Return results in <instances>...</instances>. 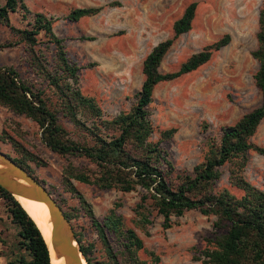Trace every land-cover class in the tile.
<instances>
[{
    "label": "trees",
    "instance_id": "trees-1",
    "mask_svg": "<svg viewBox=\"0 0 264 264\" xmlns=\"http://www.w3.org/2000/svg\"><path fill=\"white\" fill-rule=\"evenodd\" d=\"M106 6L118 7L119 3ZM102 9H71L65 19L75 23L98 15ZM195 11L196 3L188 5L174 22L172 37L158 43L143 60L144 79L133 96L131 109L105 118L96 101L84 96L79 89L80 68L68 60L64 40L53 32L56 19L43 13H32L24 0H4V5L0 6V25L16 36L15 42L0 43V51L22 45L34 75L24 79L15 68L0 67V106L35 123L41 143L50 152L68 160L63 169L62 184L78 199L79 207L64 213L65 217L71 222L83 212L97 236V240L82 243V238L75 233L87 264L148 262L139 256L145 251L142 239L126 225L124 218L112 209L103 220H97L73 182L124 194L140 191L139 201L133 209V224L146 235L154 214L162 218L165 230L172 227V218H180L192 210L204 217L215 216L213 227L226 231L208 239L207 246L193 257L194 261L201 264H264V185L257 188L244 177L249 153L264 156V147L251 142L264 120V0L258 14L257 47L251 53L258 65L253 79L261 94V104L233 126L221 127L217 136L208 137L203 161L190 173L177 172L164 148L176 130H157L150 119L153 91L158 84L196 71L213 53L230 42V36L224 35L191 55L176 72H160L162 60L173 42L191 30ZM15 13L23 20L30 18L23 29L10 24L9 15ZM40 34L46 38L45 44L54 47L50 61L37 48ZM61 119L72 125V132L63 127ZM12 145L18 154L12 160L37 179L31 168L36 156L15 142ZM71 158L82 161L74 165L69 161ZM223 167H227L229 184L242 192L241 197L237 198L226 189L216 191ZM0 199L12 224L18 228L19 238V254L6 264H50L47 247L26 211L2 188ZM97 242L101 245L102 258L96 255ZM149 256L154 263L159 262L153 253Z\"/></svg>",
    "mask_w": 264,
    "mask_h": 264
},
{
    "label": "rangeland",
    "instance_id": "rangeland-1",
    "mask_svg": "<svg viewBox=\"0 0 264 264\" xmlns=\"http://www.w3.org/2000/svg\"><path fill=\"white\" fill-rule=\"evenodd\" d=\"M263 0H24L32 13H43L56 19L53 32L63 39L66 56L79 70V89L84 96L93 98L105 118L128 112L133 96L143 82L142 63L158 43L173 35L172 27L186 7L196 3L191 30L178 37L160 65V72H176L191 55L204 47L230 36V42L196 71L173 81L158 84L153 91L150 119L157 130L175 129L170 142L164 144L169 160L177 172L192 171L203 161L207 151L206 140L219 134L224 126H233L245 114L261 104V94L253 76L258 65L251 53L256 49L258 14ZM118 2V7H107ZM4 0H0V6ZM102 7L94 16L72 23L66 20L71 9ZM30 20L19 13L10 14V24L23 29ZM91 38V40H86ZM10 30L0 25V43L15 42ZM38 47L50 61L54 47L45 44L40 34ZM0 67H13L24 79L34 75L26 60L22 45L0 51ZM60 123L69 131L73 127L65 119ZM13 142L36 156L31 163L35 177L42 181L64 213L79 207L78 199L66 191L63 169L68 160L50 152L40 141V131L31 120L17 116L0 106V151L11 158L18 157ZM251 142L264 147V120ZM244 171L245 179L257 188L264 185V156L249 153ZM74 165L81 159L71 158ZM221 177L216 191L226 189L241 197L242 192L228 182L227 167L220 169ZM75 189L90 205L99 221L115 209L126 225L142 239L145 251L139 256L148 264H201L194 261L206 246V241L224 233L213 227L215 216H202L198 211L186 212L172 218L170 229L162 228V218L152 217L146 235L133 224L135 204L140 191L128 194L115 190H99L94 186L73 182ZM119 205V207H115ZM74 232L82 243L97 240L90 220L80 212L72 220ZM18 228L8 217L0 199V264H6L19 254ZM98 258H102L101 245L96 243ZM149 253L159 258L154 263Z\"/></svg>",
    "mask_w": 264,
    "mask_h": 264
},
{
    "label": "water",
    "instance_id": "water-1",
    "mask_svg": "<svg viewBox=\"0 0 264 264\" xmlns=\"http://www.w3.org/2000/svg\"><path fill=\"white\" fill-rule=\"evenodd\" d=\"M0 188L17 198L43 203L48 210L50 238L46 242L50 264H87L74 236L71 223L49 190L39 180L18 166L10 156L0 151ZM32 220V219H31ZM33 221V220H32ZM34 222V221H33Z\"/></svg>",
    "mask_w": 264,
    "mask_h": 264
},
{
    "label": "bare ground",
    "instance_id": "bare-ground-1",
    "mask_svg": "<svg viewBox=\"0 0 264 264\" xmlns=\"http://www.w3.org/2000/svg\"><path fill=\"white\" fill-rule=\"evenodd\" d=\"M17 202L26 211L29 217L34 221V223L42 233L44 239L46 240V242H48L50 238V225L48 224L49 215L45 204L32 202L21 198H17ZM60 264H62L61 261Z\"/></svg>",
    "mask_w": 264,
    "mask_h": 264
}]
</instances>
